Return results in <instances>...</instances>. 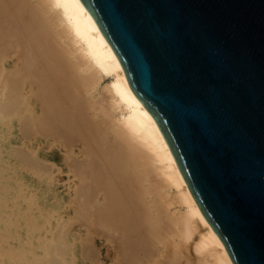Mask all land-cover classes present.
<instances>
[{"label":"bare ground","instance_id":"obj_1","mask_svg":"<svg viewBox=\"0 0 264 264\" xmlns=\"http://www.w3.org/2000/svg\"><path fill=\"white\" fill-rule=\"evenodd\" d=\"M18 113L21 129L45 135L44 174L54 167L53 180L59 183L45 188V194L59 195L61 210L76 211L82 257L94 264H233L155 120L130 89L118 57L80 0H0V122L7 124ZM26 197L28 205L32 201ZM29 219L23 223L25 250L12 251L6 243L10 233L0 234L5 239L0 250L6 244L0 264H23L28 253L41 260L51 255L45 251L49 241L40 243L39 251L28 244L29 237L45 238ZM62 227L60 236L66 232Z\"/></svg>","mask_w":264,"mask_h":264},{"label":"water","instance_id":"obj_2","mask_svg":"<svg viewBox=\"0 0 264 264\" xmlns=\"http://www.w3.org/2000/svg\"><path fill=\"white\" fill-rule=\"evenodd\" d=\"M233 264H264V0H80Z\"/></svg>","mask_w":264,"mask_h":264},{"label":"rangeland","instance_id":"obj_3","mask_svg":"<svg viewBox=\"0 0 264 264\" xmlns=\"http://www.w3.org/2000/svg\"><path fill=\"white\" fill-rule=\"evenodd\" d=\"M21 107H24V104L23 105H21ZM19 117V118H18ZM21 114H17V116H15V117H11V118H8V120H7V124H2L1 122H0V212L3 214V219L2 218H0V234L3 236L4 234H7V232L8 233H10V235H8V236H10L11 238H9V237H7V239H6V243L8 244H11L12 246H11V250L13 251L14 249L15 250H25V243H24V241L26 240V239H28V235L26 234V232H25V228H26V226H24V225H26V224H24L23 225V223H24V221H26L27 219H29V218H31V215H33L32 217H33V219L31 218V219H29L28 221H27V223L29 224V222H31L32 220H33V224L32 225H30L29 224V226L30 227H32L33 226V228H34V230H35V232H37V233H40V234H45V238L47 239V240H44L45 238H42V240H41V238H37V237H29L31 240L29 241V243L28 244H31V246L32 247H34L33 249H35V250H38L39 251V249H38V247H39V245H40V243H44V241H46V242H48L49 241V243H45V246L47 245L48 247H46V248H48L47 250H45V251H47V252H49V251H51L52 253H53V255H55V256H51L52 255V253H51V255L49 256V257H51V258H49V257H45V260H49V259H52V261L51 260H49L48 262L49 263H46L45 262V260H41V259H35V258H33L32 256H31V253H28V256L26 255H23L24 257H22V263L23 264H38V263H41V264H43V261H44V264H51L52 262L55 264H94V262L89 258V257H82L83 255H82V252H81V247H80V244H79V241H78V235H76L77 233V231H78V229H76V228H78L79 227V218H78V220L76 219L78 216L76 215V211L75 210H61L60 208H59V205H60V202H61V200H60V198H59V195H57V194H45V188H47V190H48V188H52V187H57V186H59L58 184V182L56 183V181L55 180H53V179H55V175L57 174V171L55 170V168L54 167H52L50 170L51 171H49L48 173V175H45L44 173H45V169H43V167L45 168V135H43L42 134V136H39V135H41L40 134V132H38L37 130H35V128H30V130L29 129H27V128H25V130H24V128L23 129H21L20 128V125H18L19 124V122H20V120H21ZM20 119V120H19ZM22 122V121H21ZM33 123V122H32ZM2 124V125H1ZM10 126V127H9ZM18 126V127H17ZM18 129H20V130H18ZM22 131V132H21ZM30 131H31V133H30ZM32 132H33V134H32ZM37 132V133H36ZM24 133V134H23ZM26 133V134H25ZM36 133V134H35ZM23 134V135H22ZM31 136V137H30ZM39 136V137H38ZM25 139H24V138ZM20 138V139H19ZM29 139V140H28ZM22 140V141H21ZM29 141V144H28V141ZM31 140V141H30ZM27 141V142H26ZM21 142V143H20ZM27 144V145H26ZM37 144V145H36ZM16 145H21L20 146V148H18L19 150H22L23 151V153L24 152H26L28 155H26V157H28V158H31V156H32V160L31 159H27L24 155H23V153H22V151H19V150H17V148L15 147L14 148V146H16ZM23 146H25L26 148H28L27 150H26V148H21V147H23ZM37 146V147H36ZM36 147V148H35ZM3 148H4V150H3ZM11 148V149H10ZM32 148V149H31ZM32 150V152H29V151H31ZM36 149V150H35ZM13 150V151H12ZM16 151V153H15V151ZM26 150V151H25ZM12 151V152H11ZM17 151H19V153L17 152ZM8 153V154H7ZM12 153V154H11ZM15 153V154H14ZM17 153H18V155H17ZM21 153H22V159H21ZM32 153V154H31ZM6 154V155H5ZM31 154V155H30ZM33 154H35V155H37L36 157L37 158H35V155H33ZM20 156V157H19ZM17 157V158H16ZM19 157V158H18ZM26 158V159H24V158ZM33 157H34V159H33ZM18 159H21V162L23 161V163H21V164H23V168H22V165L20 164V161L18 160ZM18 162H17V161ZM24 160H26L27 161V163H24ZM35 160H38L37 162L35 161ZM34 162V163H31V162ZM4 162V164H2ZM19 163V164H18ZM29 163H31V164H29ZM39 164V165H37V164ZM18 164V165H17ZM26 164V165H25ZM42 164V165H41ZM25 165V166H24ZM28 165V167L25 169V167ZM30 165H32V167L30 166ZM36 165V166H35ZM3 166V170H4V172H3V170L1 171V167ZM33 166H34V168H33ZM39 166H42V167H39ZM33 170H31L30 168ZM9 168V169H8ZM21 169V170H18V169ZM28 168L30 169V170H28ZM37 168V169H36ZM13 169V170H12ZM25 169V170H24ZM42 170L43 171V173L41 172V171H37V170ZM37 171V172H39V173H37V172H35L34 173V171ZM25 171H27V172H25ZM32 171V172H31ZM56 171V172H55ZM41 173V174H40ZM50 173H52V174H50ZM53 173H56V174H53ZM9 174V177L7 176ZM34 174H37L36 176H33ZM43 174V175H42ZM42 175V176H41ZM45 175V176H44ZM50 175H54V176H51V178H50ZM4 178H3V177ZM12 176V177H11ZM37 176H41L40 178H42V179H40V178H38ZM7 177V178H6ZM10 177L12 178V179H10ZM43 177H45V178H43ZM54 177V178H53ZM3 178V179H2ZM9 178V179H8ZM47 178H48V181H47ZM17 179V180H16ZM51 179V180H50ZM5 180V181H4ZM19 180V181H18ZM42 180H43V182H42ZM44 180H45V182H44ZM16 181V182H15ZM22 183H21V182ZM46 181L48 182V183H46ZM51 181V182H50ZM20 183V185H18ZM17 184V185H16ZM21 184L23 185L22 187H21ZM25 184H26V187H25ZM50 186V187H49ZM21 187V188H20ZM36 187V188H35ZM2 188H4V189H2ZM20 189V191H19V189ZM22 188H23V190L25 191H21L22 190ZM25 188H26V190H25ZM31 189V190H30ZM19 191V192H18ZM30 191H32L33 192V194L36 196H32L31 194H32V192H30ZM11 192V193H10ZM17 193V195L19 196L20 194H21V196H17L16 195V193ZM22 192H24V193H22ZM18 193H20V194H18ZM29 193H31V194H29ZM9 194V195H8ZM23 194H24V196L26 197V198H28L29 197V195H30V197L33 199H29V200H31V201H28V202H31V203H29L28 205H27V200L28 199H26L25 200V198H24V196H23ZM28 194V195H27ZM16 195V197L18 198V199H16V197H14ZM3 196H5V198L6 199H4V197ZM22 196H23V198H22ZM13 198V199H12ZM4 199V200H3ZM8 199V200H7ZM6 200V201H5ZM35 200V202H33ZM26 201V202H25ZM25 202V203H24ZM37 202V203H36ZM17 203H19L20 205H18ZM33 203V205H30V204H32ZM35 203V204H34ZM8 204V205H7ZM13 204V205H12ZM15 205L17 206V208H18V210H20V212L16 209V207H15ZM5 206V207H4ZM10 206V207H9ZM12 206H14V207H12ZM37 206L40 208L39 210L41 211V209H42V211L41 212H39V210L37 209ZM6 207H8V208H6ZM31 207V208H30ZM10 208V209H9ZM30 209L29 211H28V209ZM58 208V209H57ZM27 209V210H26ZM32 209H34V211L32 210ZM26 212V213H24V211ZM38 210V211H37ZM51 210V211H50ZM10 211V212H9ZM15 211H17V213L18 214H16V212ZM54 213H53V212ZM74 213H73V212ZM44 212V213H43ZM46 212H47V214L48 213H50V215H49V217H48V215L46 214ZM8 213V215H6ZM13 213V214H12ZM20 213V214H19ZM23 213V214H22ZM37 213V214H36ZM52 213V214H51ZM24 214H26L29 218H25L26 217V215H24ZM30 214V215H29ZM58 214V215H57ZM9 215H11V216H9ZM14 215H16V222L14 221V218H15V216ZM20 215V216H19ZM23 215V216H22ZM42 215V216H41ZM44 215H46V216H44ZM60 215V216H59ZM8 216H9V219H8ZM40 216H41V218H40ZM14 217V218H13ZM20 217L21 218H25V220L23 219H20ZM42 217H45L44 219L42 218ZM48 217V219L50 220H48V219H46ZM53 217H55L54 219L57 221H55L54 219H53ZM61 219H60V218ZM63 218V219H62ZM64 218H65V220H64ZM8 220H9V222H8ZM46 220H48V222L46 221ZM62 220V221H61ZM67 220H69L68 222H67ZM73 220V221H72ZM36 221V222H35ZM43 221V222H42ZM53 221V222H52ZM58 221H61V222H58ZM17 222H19V225L17 224ZM48 224H47V223ZM66 223V225H65V223ZM72 222V223H71ZM12 223V224H11ZM42 225H41V224ZM45 223V224H44ZM56 223H57V225H61V224H63V225H61V227L62 226H66L68 229H66L65 227H62V229L60 230V231H66V232H63L62 234H63V236H62V234H61V236L59 235V233L57 232L61 227L59 226H57V228H56ZM68 223V224H67ZM7 224V225H6ZM10 224V225H9ZM13 224H17L20 228H18V226L16 225H14L13 226ZM35 224L37 225V226H35ZM69 224L71 225V226H69ZM12 225V226H11ZM46 225V226H45ZM4 226H6V227H4ZM35 226V227H34ZM40 228H39V227ZM42 226H44V227H42ZM48 226H50V227H48ZM73 226V227H72ZM55 227V228H54ZM5 228H6V230H5ZM8 228H9V230H8ZM36 228H38V229H36ZM41 228H43L42 230H41ZM45 228V229H44ZM48 228V229H47ZM64 228V229H63ZM55 229V230H54ZM70 230V231H69ZM74 230V231H73ZM46 233H45V232ZM59 231V232H60ZM4 232V233H3ZM53 232V233H52ZM54 233H57V234H54ZM52 234V235H51ZM69 234V235H68ZM0 235V240H1V236ZM25 235H26V237H25ZM74 235V236H73ZM52 236V237H51ZM58 236V237H57ZM19 239H18V238ZM3 238V237H2ZM19 240H17V239ZM57 238H61V239H57ZM38 239H40V240H37ZM54 242H52L51 240ZM58 241H57V240ZM3 240V242L5 241V239H2ZM1 240V241H2ZM0 241V242H1ZM42 241V242H41ZM52 243H51V242ZM58 242H60V243H58ZM23 245V246H22ZM53 245V246H52ZM3 248H6V244L4 245V243H3V246H2ZM18 247V248H17ZM20 247H22V248H20ZM86 247V246H85ZM3 248L0 250L1 252H3ZM17 248V249H16ZM56 249V250H52V249ZM31 249V248H30ZM51 249V250H50ZM57 249H58V251H57ZM11 250H9L10 251V255H13L12 253V251ZM49 250V251H48ZM66 252H65V251ZM58 252V253H57ZM24 253V252H23ZM50 253V252H49ZM62 253V254H61ZM64 253V254H63ZM3 254V253H2ZM25 254V253H24ZM62 255V261L60 262V261H58V260H61L60 258V256ZM73 255V256H72ZM59 256V257H58ZM26 257V258H25ZM55 257V258H54ZM56 257H57V259H56ZM31 258V259H30ZM54 259V260H53ZM30 260V261H29ZM35 262H34V261ZM41 261V262H37V261ZM65 260V261H64ZM56 261V262H55ZM32 262V263H31ZM58 262V263H57ZM60 262V263H59ZM52 263V264H53ZM104 264H108V262H105L104 261Z\"/></svg>","mask_w":264,"mask_h":264}]
</instances>
